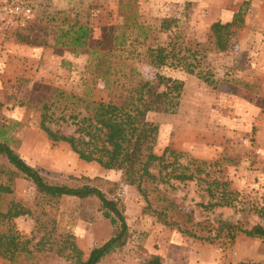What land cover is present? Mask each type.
Returning <instances> with one entry per match:
<instances>
[{"label": "rangeland", "instance_id": "rangeland-1", "mask_svg": "<svg viewBox=\"0 0 264 264\" xmlns=\"http://www.w3.org/2000/svg\"><path fill=\"white\" fill-rule=\"evenodd\" d=\"M14 3L29 7L30 17L12 12ZM235 12L240 13V24L229 28L225 48L214 50L209 24L229 22ZM74 20L78 24H72ZM79 25L85 28V48L74 49L68 35ZM168 42H173L182 66L153 68L145 47H164ZM90 48L111 49L122 73L133 78L146 81L159 72L181 83L172 113L146 112V118L158 125L154 154L166 147L182 153L178 162H205L199 180L157 185L173 204L171 220L201 235L214 227L215 220L243 229L264 227V0H0V140L48 181L97 177L94 183L107 191L108 198L118 200L128 238L100 263L144 264L156 256L162 264H264L263 239L236 234L232 242L199 241L167 227L144 208L133 186L119 184V172L79 161L65 144L44 136L38 127L43 103L53 114L48 125L65 134L73 126L60 116L82 112L73 99L54 97L51 88L93 100L106 98L108 89L95 76ZM194 65L192 73L186 71ZM205 172L236 192L232 207L199 206L208 200ZM111 189L113 194L108 193ZM34 192L28 182L16 180L0 207L13 202L26 213L11 223L19 235L32 238L28 248L39 236L28 215L34 211ZM154 198L155 194L148 196L151 207ZM55 208L53 237L73 236L82 257L109 237L111 227L94 199L63 197ZM14 264L71 263L51 253L33 252L30 258L17 257Z\"/></svg>", "mask_w": 264, "mask_h": 264}, {"label": "trees", "instance_id": "trees-1", "mask_svg": "<svg viewBox=\"0 0 264 264\" xmlns=\"http://www.w3.org/2000/svg\"><path fill=\"white\" fill-rule=\"evenodd\" d=\"M72 24L78 23L74 20ZM238 24H240L239 12L233 13L229 22L210 23L208 32L212 48L217 51L223 50L229 28ZM66 33L64 31L63 34L66 35ZM85 37V28L79 25L72 30L71 36L68 35L69 45L74 49L83 48ZM110 37L115 43V34ZM100 50L90 48L88 51L94 54L95 76L102 81V86L108 89L106 98L93 100L86 96H74L51 88L54 97L64 101L73 99L74 103L80 105L82 112H69L66 117L60 116L62 120L70 119V125L73 126L72 131L65 134L48 125L53 120V114L48 112V105L43 103L40 107L38 127L44 136L52 142L65 144L79 161L93 162L103 169L119 172V184L133 186L138 195L143 198L144 208L167 227H175L180 233L199 241L213 242L215 239L223 238L232 242L236 234L264 240V227L260 224L243 229L238 224L215 220L214 227L209 228L207 234L201 235L186 227H179L171 220L173 204L167 200L157 185L164 183L170 186L171 181L182 183L199 180V175L204 171V168L201 170L200 166L205 162L192 160L178 162L181 157H184L181 156L182 153L166 147L162 148L160 154H154L152 147L158 125L146 118V112L172 113L177 104L181 83L159 72H155L153 77L146 81L140 77L133 78V74L122 73V65L113 59L111 49L106 48L103 52ZM144 53L148 63L155 69L167 64L182 66L173 52V42L170 44L168 42L164 47H145ZM191 56L195 58L194 55ZM192 67L195 65L187 66L185 69L192 73ZM201 76L204 81L207 80V77ZM19 156L4 140H0V207L2 197L12 193L16 180L28 182L35 191L34 211L28 215L33 222L34 233H39V236L34 245L28 248L32 238L26 239L19 235L11 223L14 218L26 213L18 204L8 202L5 208L0 210V260L7 264H14L19 256L26 259L30 258L33 252H47L71 264H101L100 260L105 255L124 246L128 234L121 206L117 199L108 198L107 191L101 190L99 185L94 183L99 178L69 177L72 183L48 181L38 169L24 163ZM204 176L206 177L203 180L204 191L208 200L199 206L201 208L232 207L236 192L229 190L227 183L210 177L208 172H205ZM119 184L111 183L110 186L116 189L119 188ZM108 193L113 194V189ZM150 194H155L153 207L148 201ZM63 197L77 201L94 199L100 216L111 227L109 237L99 245L92 246L84 257L77 248L73 236L64 233L53 237L55 203ZM256 212L261 215L260 209ZM144 264L162 263L156 256H152Z\"/></svg>", "mask_w": 264, "mask_h": 264}, {"label": "built area", "instance_id": "built-area-1", "mask_svg": "<svg viewBox=\"0 0 264 264\" xmlns=\"http://www.w3.org/2000/svg\"><path fill=\"white\" fill-rule=\"evenodd\" d=\"M10 9L17 15H22L25 18H29L31 14V9L29 7H25L19 3L12 4V6H10Z\"/></svg>", "mask_w": 264, "mask_h": 264}]
</instances>
